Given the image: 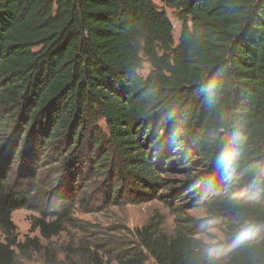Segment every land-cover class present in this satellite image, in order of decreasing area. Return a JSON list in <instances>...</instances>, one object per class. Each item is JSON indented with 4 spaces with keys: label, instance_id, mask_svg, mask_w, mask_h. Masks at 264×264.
<instances>
[{
    "label": "trees",
    "instance_id": "16d2710c",
    "mask_svg": "<svg viewBox=\"0 0 264 264\" xmlns=\"http://www.w3.org/2000/svg\"><path fill=\"white\" fill-rule=\"evenodd\" d=\"M162 1L176 45L151 0H0V264L45 248L16 239L18 209L39 214L30 232L49 243L86 231L75 206L154 197L204 207L223 241L150 221L113 258L82 244L78 264H264V0ZM224 153L242 208L223 202ZM178 160L196 169L161 177Z\"/></svg>",
    "mask_w": 264,
    "mask_h": 264
},
{
    "label": "rangeland",
    "instance_id": "374dc122",
    "mask_svg": "<svg viewBox=\"0 0 264 264\" xmlns=\"http://www.w3.org/2000/svg\"><path fill=\"white\" fill-rule=\"evenodd\" d=\"M151 1L158 10H163L167 14L173 26V40L176 45L181 24L174 10L166 7L162 0ZM150 71V65L144 62L138 74L146 77ZM100 126L104 128L102 122ZM172 151L171 154L175 155V149L172 148ZM171 154L166 155L163 162L176 158L170 156ZM190 164L187 160H178L176 170H168L161 177L182 179L184 175L181 174L179 169L189 167ZM190 169H196L195 165L190 166ZM167 203V201H161L154 197L137 204L109 205L101 211L91 213H86L75 206L72 210L73 217L81 222V227L86 231L69 226L58 238L51 239L49 243L40 238L38 231L30 232L31 222L39 214L28 209H18L11 214V221L16 228V239L19 242H24L26 238H38L45 247L39 253L30 252L23 257L18 256V264H78L81 259L79 247L82 244L89 247V252L94 251L93 247H98L100 249L99 253H102L103 256L113 258L114 253L122 248V244H128L133 240L130 231L140 229L150 221L154 224L160 223L161 230L168 236L175 234L177 226H185L187 235L193 234L196 239L204 244L214 246L223 241V236L213 244L208 243V240L205 239L206 236L210 237L211 230L217 228L205 225L204 220H206L207 215L204 207H186L181 211L179 210L181 202L176 200L173 203ZM219 232L221 231L219 230ZM2 241L3 236L0 232V242ZM105 251H108V253H105ZM55 257H57V260H55ZM104 261H106L105 258ZM110 264L117 263L112 260Z\"/></svg>",
    "mask_w": 264,
    "mask_h": 264
},
{
    "label": "clouds",
    "instance_id": "9594fccd",
    "mask_svg": "<svg viewBox=\"0 0 264 264\" xmlns=\"http://www.w3.org/2000/svg\"><path fill=\"white\" fill-rule=\"evenodd\" d=\"M220 163L225 173L224 180L226 184L225 196L223 197V202L226 205H229L233 208L244 207V203L242 201H239L238 199H235L232 195H229V193L232 191L236 183V180L234 176L232 175L233 164H234L233 158L230 157L227 153H224L221 155ZM251 224H252V221L250 219H245L244 227H249ZM222 236H223V233L219 232L218 229H213L211 230L210 237L206 236L205 239L208 240V243L213 244V243H216ZM207 264H217V262L213 260H209Z\"/></svg>",
    "mask_w": 264,
    "mask_h": 264
}]
</instances>
